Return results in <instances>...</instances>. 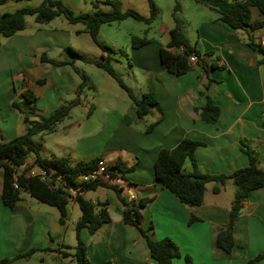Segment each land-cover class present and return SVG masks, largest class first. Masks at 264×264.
<instances>
[{"label": "crops", "instance_id": "crops-1", "mask_svg": "<svg viewBox=\"0 0 264 264\" xmlns=\"http://www.w3.org/2000/svg\"><path fill=\"white\" fill-rule=\"evenodd\" d=\"M13 1L17 4L11 10L33 6L29 4L32 0ZM63 1L75 13H81L92 11L91 2L97 0ZM118 1L123 11L132 8L144 16L150 13L148 0ZM153 1L158 13L151 24L140 26L128 17L110 23L113 27L110 32L102 33L101 25L98 38L110 45L117 56L111 61L119 64L124 72L140 77L139 93L134 94L139 97L143 92L153 91L157 106L151 107L140 119L124 90L129 102L116 90L102 94L106 99L104 104L96 101L95 95L89 99L84 93V89L89 88L86 83L89 76L80 68L97 66L82 59L74 61L85 76L83 91H78L82 80L79 73L67 65L57 67L41 62L40 55L46 54L55 60L69 59V48H72L86 58L98 59L101 50L95 51L97 46L90 35L82 31L80 23H69L60 16L47 23H36L33 18L32 22H26L23 30L0 38V139L9 140L25 131L19 112L10 107V102L25 88L36 95L41 116L79 97L80 101L53 131L34 135L41 144L42 156H67L73 163L99 156L106 166L121 162L125 167H132L124 178L108 174L100 177L120 186L126 200L131 196L136 200L151 198L139 209L140 225L151 239L172 238L182 254L190 255L195 264H244L264 251V186L251 190L242 199V209L232 230L235 244L228 253L216 245L215 239L229 220L235 192L233 181L206 183L203 203L190 207L155 180L154 161L161 148L174 147L183 137H189L202 142L194 151L201 171L229 173L248 164V156L239 145L243 140L256 150L259 167L264 169V64L257 63L261 54L247 44L250 35L257 41L264 37V28L253 32L237 30L205 5L195 0H191L194 4L179 0L178 17L183 31L189 43L199 50L201 58L189 62L191 67L176 76L159 61V49L166 47L174 25L175 4ZM161 3L167 4L168 17L163 15ZM104 6L100 7L106 10ZM253 17H259L255 10ZM132 36L145 37L148 42L133 47ZM89 71L94 72L92 68ZM203 91H207L220 108L215 123L203 121L194 109L201 105L199 92ZM125 115L131 123L126 122ZM155 120L152 129L145 132ZM33 161L34 155L28 154L19 172L26 167L37 170ZM183 166L185 172L192 170L190 161L188 164L185 161ZM2 176L0 167V260L31 247H49V250L37 249L28 258L21 257L9 264H75L71 256L62 257L57 250L69 246L67 250L71 252L76 244L75 223L80 216L77 203L72 200L67 204L68 216L64 223L59 221V210L55 206L39 202L26 191L21 192L20 199L10 209L1 199ZM215 187H218L217 192L213 190ZM83 196L93 204L106 201L111 218L94 233L81 229L89 262L159 264L151 256L146 238L138 228L124 221L121 203L113 188L99 186L84 192ZM191 217L197 220L191 222ZM183 255L174 258L172 264H185ZM256 264H264V259Z\"/></svg>", "mask_w": 264, "mask_h": 264}, {"label": "trees", "instance_id": "trees-1", "mask_svg": "<svg viewBox=\"0 0 264 264\" xmlns=\"http://www.w3.org/2000/svg\"><path fill=\"white\" fill-rule=\"evenodd\" d=\"M5 1L0 0V4ZM195 1L215 11L220 20L234 29L253 32L264 28V0ZM148 3L150 13L148 16H144L132 8L123 11L118 0L92 1L93 10L81 13H75L63 0H41L36 6H24L11 11L1 12L0 36L8 37L23 30L26 27L28 16H33L36 23H47L55 17L62 16L69 23L82 24V31L90 35L92 41L102 52L98 59L86 58L72 48H69L71 55L69 59L55 60L48 58L46 54H41L40 61L51 63L57 67L67 65L79 73L82 80L78 85V91H81L85 85V76L74 65V61L82 59L93 63L118 82L119 86L131 99L135 114L141 119L150 111L151 107L158 105L156 95L153 91L149 90L137 97L131 88L123 82L110 63L113 59L111 57L112 48L99 40L98 31L103 24H110L128 17L146 25L151 24L157 16L158 9L153 0H148ZM101 5L107 6V9H102ZM179 10L180 6L176 3L172 10L174 25L170 29V39L166 47L159 49V61L161 65L168 72L176 76L185 73L191 67L188 58L190 54L201 58L199 50L189 43L183 31L182 22L178 17ZM254 10L258 13V18L253 17ZM147 42L148 39L145 37H131L133 47H141ZM247 44L257 51V53L261 54L257 63L259 65L264 64L263 46L255 40L253 35L248 37ZM181 46L182 49H180ZM39 82H42V80H39ZM199 95L203 101L201 105L194 108L196 113L203 121L215 123L220 113L219 106L207 91L199 92ZM36 101L37 97L34 92L30 88H25L20 92L18 99L10 102V107L21 114L25 131L9 140L0 141V167L3 169L1 199L5 206L13 209L16 202L20 199L21 192L26 191L39 202L55 206L59 210V221L64 223L68 216V188L76 187V178L79 175L94 172L100 157L96 156L89 160H79L73 163L67 156H52L50 158L42 156L40 152L41 144L34 139V135L53 131L57 123L69 115L72 107L80 101V98L76 97L73 100L67 101L47 116L39 115L38 119H35L38 116ZM124 118L126 122L131 123L128 115H125ZM156 122L157 120L150 123L145 128V132L150 131ZM262 124L264 125V112L262 113ZM201 144V141L183 137L174 147L161 148L154 161V178L173 193L181 203L190 207L203 203L206 183L214 181L218 184H223L227 179L232 180L235 185V192L229 208V220L227 225L217 233L215 239L218 247L230 253L235 244L232 234L233 224L241 212L242 199L251 190L264 186V169L259 167L256 150L245 141L240 140L239 145L248 156V164L246 166L237 168L229 173L213 174L203 172L198 168L194 154L195 148ZM30 153L34 155L33 165L46 170L49 175L46 179L43 180L39 176L27 175V167L19 172V167L25 164V159ZM187 160L192 165L190 172H185L182 169L184 162ZM51 169H54V172L50 174ZM130 170H132V167H125L121 162H116L115 164L107 165L103 174H108L110 177L118 175V177L124 178ZM100 176L83 182L81 189L73 197V201L77 203L80 210V216L75 223L76 244L72 247L71 252L67 250L70 249L69 246L58 249L57 251L62 257L71 256L75 264H95L89 262L87 259L86 243L81 239L80 232L81 229L86 228L90 233H94L99 227L111 220L107 212L106 201L93 204L83 196L84 192L93 190L99 186L111 187L116 191L121 203L124 221L138 228L140 233L146 238L151 256L159 264H172L174 258L183 255L179 246L172 238L151 239L141 227L139 209L149 202L151 198L126 200L121 195L120 186L110 184L102 180ZM56 177H58L57 181L55 180ZM14 183H17V188L14 187ZM213 190L217 192L218 187H215ZM195 220H197L196 217L190 218L191 222ZM37 249L49 250L50 248L31 247L26 251L2 258L0 264H9L21 257L28 258ZM183 258L185 264H195L190 255L184 254ZM262 259H264V251L257 253L244 264H256L257 261ZM109 263V261H105L101 264Z\"/></svg>", "mask_w": 264, "mask_h": 264}, {"label": "rangeland", "instance_id": "rangeland-1", "mask_svg": "<svg viewBox=\"0 0 264 264\" xmlns=\"http://www.w3.org/2000/svg\"><path fill=\"white\" fill-rule=\"evenodd\" d=\"M165 1H170V5L171 4H180L179 3V0H165ZM183 2H186L188 4H192L193 1L191 0H184ZM40 3V0H32L30 1V5H33V6H36ZM17 4L16 1H13V0H10L4 4H0V13L3 12V11H10L13 7V5ZM194 4V3H193ZM160 6V4H158ZM167 4H164V3H161V9H162V12H163V15L167 16L168 17V13H169V9H166L165 10V6ZM105 9H107L106 6H104ZM60 18H63L62 16H60ZM33 21V16H28L27 19H26V22H32ZM131 22L135 23V24H139L140 26L143 25L142 22L140 21H137V20H134V19H130ZM81 25V24H79ZM112 25H109V24H103V27L101 28V32H110V30L112 29ZM107 34L105 33L104 36H106ZM88 36V35H86ZM99 36V35H98ZM103 36V37H104ZM1 38V36H0ZM107 44V43H106ZM108 45V44H107ZM110 46V45H109ZM95 51L98 52L99 49L98 47H95ZM111 57L113 59L116 60L117 56L115 57L113 53H111ZM111 65L113 66V68L115 69V71H119L120 72V76L122 77L123 79V82L131 88V90L134 92V93H139V84L141 83V79L140 77L138 76H134L130 71H127V72H124V70H122L121 66L119 64H116L115 62L113 61H110ZM92 68L94 70V72H90L89 69ZM80 69H83L84 71H86L87 75L89 76V78L87 79V82L88 83V86L89 88H85L84 89V93L88 94L89 95V99H91L90 97L92 95H95V99L96 101L104 104L106 102V99L105 97H103L102 94L104 93H112L114 90L118 91V92H121L123 93L122 95L125 96L127 102H129V99L127 98V96L125 95L123 89L118 86V82L113 78L111 77L109 74H106V73H102L101 69H98L97 67H94V66H89V65H82ZM101 74L102 76H104V79L102 78L101 79ZM83 91V90H82ZM102 95V97H101ZM18 99V98H17ZM12 111H15V109L11 108ZM19 116L21 117V114L19 113ZM41 116V115H40ZM39 114L37 117H35V119H38L39 117ZM22 118V117H21ZM23 121V120H22ZM1 141V139H0ZM186 164H188V161H186ZM185 167L183 166L182 169H184ZM77 210L78 207H76ZM260 261V260H259ZM258 262V261H257Z\"/></svg>", "mask_w": 264, "mask_h": 264}, {"label": "built area", "instance_id": "built-area-1", "mask_svg": "<svg viewBox=\"0 0 264 264\" xmlns=\"http://www.w3.org/2000/svg\"><path fill=\"white\" fill-rule=\"evenodd\" d=\"M258 43L263 46L264 45V37H261L259 38L258 40ZM180 49H182V46L180 47ZM189 62H196L197 61V56L194 55V54H190L189 55ZM106 164L104 163L103 160H99L98 161V164H97V168L94 172L92 173H87V174H81L79 175L77 178H76V181H77V185L75 188H68V195H67V199L69 201H72L73 200V197L74 195L81 189V185L83 182H86L88 180H91L97 176H100L103 174V172L105 171L106 169ZM54 172V169H51L50 170V174ZM27 175H30V176H39L41 179H46L49 175L47 174L46 170H44L43 168L39 167L38 166V169L37 170H28ZM55 180L57 181L58 180V177L55 178ZM55 181V182H56ZM14 187L17 188L18 185L17 183H14ZM130 199H133V196L130 197Z\"/></svg>", "mask_w": 264, "mask_h": 264}]
</instances>
